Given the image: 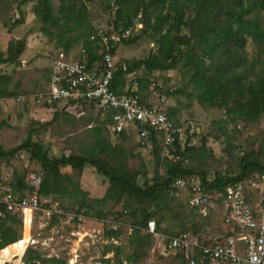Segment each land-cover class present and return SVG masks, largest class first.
Here are the masks:
<instances>
[{
	"label": "rangeland",
	"instance_id": "rangeland-1",
	"mask_svg": "<svg viewBox=\"0 0 264 264\" xmlns=\"http://www.w3.org/2000/svg\"><path fill=\"white\" fill-rule=\"evenodd\" d=\"M21 1H0V53L7 54L11 40L26 41L19 63L0 66L1 73L11 76L8 89L16 93L12 97L0 98V143L6 150L17 147L30 130L39 129L33 138L41 139L51 156L79 153L81 148L90 145L94 127L102 124L96 114L78 116L69 112L59 113L58 118L53 120L57 110L39 103L37 98L46 92L54 59L64 54L67 59L77 60L82 55L90 27L111 35L117 33L113 25L115 10L106 9V0L87 1L89 24L66 33L62 38L65 41H61L60 37L50 36L44 30V21L33 12L35 2ZM54 3L56 7L60 5L58 0ZM136 22L139 26L130 35L136 40L118 45V65L146 59L158 49L150 33H143L145 23L142 15L137 17ZM47 28L54 33L59 31V28L49 25ZM187 31L184 29V32ZM67 41H71L69 49L65 47ZM181 51H188V48L182 46ZM246 54L249 63H257L258 48L249 37ZM183 61L184 57H179L173 69L164 71L142 67L128 74L127 82L136 90L139 89L138 79H146V87L139 91L146 102L165 109L177 124L185 128L194 126L190 145L195 148L188 153L184 165L194 167L200 176L205 172L209 179H213L217 175H239L242 157L251 151H255L256 157L264 164V114L257 121H230L223 108L199 102L196 98L198 89L190 82L193 71L187 73ZM260 68L258 64L256 73ZM252 78H255L254 74ZM104 135L127 151L129 168L146 173L139 178L140 183L145 177L153 179L165 174L163 159L153 151L154 145L141 146L136 131H131L122 139L105 130ZM62 171L70 174L82 189L87 190L91 200L103 197L109 187L107 178L91 165H87L82 174L70 167ZM15 172H26V176L43 174L41 164L26 151L13 157H0V176L10 177ZM247 181L248 191H252L253 196H257L258 187L264 189V174L259 171L251 173ZM165 193L166 197L158 200L129 196L120 203L108 202L104 205L108 211L104 218L87 215L85 208L77 213L81 195L60 199L43 197L44 202H51L59 221L50 228L39 229L36 224L31 228V211L27 209L25 226L21 228L17 225L22 238L0 250V264H26L24 252L32 246L43 257L59 258L67 264H185L175 258L174 251L169 248L170 234L201 227L199 233L202 236H219L226 231L222 224L224 208L218 199L214 200L212 207L207 206L209 216L205 217L204 211L190 204L186 189L165 190ZM132 208H136L138 213L145 208L155 210L154 219L160 221L159 231L146 241L150 246L146 244L143 250L132 244L133 218L129 215ZM116 229L122 231L120 237L107 235L108 231ZM135 247L143 257L138 259L133 255ZM23 253L25 255L21 257Z\"/></svg>",
	"mask_w": 264,
	"mask_h": 264
},
{
	"label": "trees",
	"instance_id": "trees-1",
	"mask_svg": "<svg viewBox=\"0 0 264 264\" xmlns=\"http://www.w3.org/2000/svg\"><path fill=\"white\" fill-rule=\"evenodd\" d=\"M32 1L35 2L33 12L39 20L44 21L46 33L60 37L61 41H65L62 38L66 36V33L79 30L83 25L89 24L87 1L90 0H58L60 3L58 7L54 3L56 0H22L21 2ZM106 9L115 10L113 25L118 33H122V30L127 29L139 15H142L145 23L143 33H150L152 39L158 44L157 51L148 58L118 65L116 62L118 45L121 42L130 44L136 39L128 36L115 43L110 40V45H113L110 51L116 65L113 88L117 93L128 95L138 93L141 100L148 103L139 92L146 87L145 82L148 81L144 78L138 79L139 89L134 90L128 86L127 75L142 67L160 71L173 69L178 58L184 57L183 68L187 73L193 71L190 82L194 83L198 89L196 98L199 102L223 108L230 121L239 119L257 121L264 114V0H106ZM47 25L57 27L59 31L54 33L47 28ZM184 29L188 31L184 32ZM100 31L102 30L95 31L94 27H90L85 36L82 51H86L90 65L102 64L103 55L107 51L106 45L98 34ZM103 32L111 36L110 32ZM248 37L258 48L257 63L248 62L246 54ZM182 46H186L188 51H181ZM65 47L69 49L71 41H67ZM25 49V39L11 40L7 54L0 53V66L19 63ZM258 64L261 68L256 73ZM252 74L255 78L250 79ZM10 80L11 76L0 72V98L12 97L16 94L8 89ZM55 110L57 111L53 120L58 118L59 113L69 112L65 109L55 108ZM81 111L82 113L78 116L96 114L102 124L94 127L90 145L84 149L81 148L79 153L63 154L60 157L51 156L47 145L41 139L33 138L39 129L30 130L25 140L17 147L6 150L0 143V157H13L21 151H26L32 159L41 164L43 174H40L42 176L40 193L43 207H52L51 202H44L43 197L60 199L81 195L77 213H81L85 208L87 215L104 218L108 214V211L104 209L106 203H120L129 196L144 200L165 198V190H178L172 187L174 181L178 179L198 177L205 189L214 193L224 192L228 186L248 180L249 175L256 171L264 174V164L256 157L255 151H251L242 157L241 172L237 176L217 175L209 179L205 172H202L200 176L194 167L184 165L188 153L195 148L194 145H190L192 135L189 134L185 144L181 142L175 144L173 151L178 158L173 160L162 156L163 134L153 132V151L160 159H163L165 174L153 179L145 177L140 183L139 178L146 176V173L129 168L127 151L104 135V130L110 133L109 126L113 123L114 110H100L92 102L85 103ZM46 127L47 125L44 126ZM127 134L123 132L120 139L125 138ZM87 165L95 167L108 180L109 187L101 198L91 200L88 191L82 189L70 174L62 171L70 167L82 174ZM26 177V172H15L10 177L0 176V180L9 181L13 194L18 195L28 189ZM188 193L190 201L191 194ZM158 203L160 205V202ZM2 209L5 210V214L0 216V250L20 240L22 236L18 232L17 225L23 227L22 217L19 214L6 210L4 206ZM136 210L132 208L129 212L133 218L132 244L138 245L143 250L146 246H150V243L147 244L146 241L154 236L147 228L149 221L155 220L156 211L145 208L138 213ZM208 213L204 216L208 217ZM58 221V214H54L47 228ZM222 224L225 225L226 231L217 236L221 239L235 234L239 229L237 225L228 224L224 219ZM156 225L158 232L160 221H156ZM200 230L201 227L198 230H181L170 236L184 232L201 235ZM121 234L120 229L107 232L108 236L114 238L120 237ZM25 254L26 264H67L65 260L59 258L43 257L33 246L29 247ZM173 254L175 258L188 264L184 252L179 251ZM133 255L138 259L144 256L137 251L136 247ZM202 257L200 253H197V264H208L202 262ZM128 258L131 259L132 255Z\"/></svg>",
	"mask_w": 264,
	"mask_h": 264
},
{
	"label": "built area",
	"instance_id": "built-area-1",
	"mask_svg": "<svg viewBox=\"0 0 264 264\" xmlns=\"http://www.w3.org/2000/svg\"><path fill=\"white\" fill-rule=\"evenodd\" d=\"M136 23L111 36L98 32L107 49L102 64L90 65L85 50L77 60L67 59L64 54L54 59L46 92L37 99L51 109H65L77 115L82 113L85 103L92 102L100 110H114L110 125L112 135L120 137L123 132L136 131L139 144L146 148L153 145L152 133L161 132L163 157L176 160L175 144H185L189 134L193 135L194 126L185 128L177 124L165 109L145 103L138 93L119 94L113 88L116 65L110 42L132 35L139 26ZM26 184L28 189L17 195L13 194L9 181L0 180V216L5 214L4 206L6 210L20 214L25 226L26 210L29 209L31 228L36 224L39 229H45L55 214V208L41 205L42 176L29 174ZM172 187L190 192L191 204L200 207L204 214L208 213L207 206L212 207L213 201L218 199L224 208L226 223L235 224L239 229L224 239L192 232L170 236V249L184 252L188 264L198 263L197 253L203 256L202 262L208 264H264V189L258 187L257 196H253V192L248 191V181L242 180L228 186L224 192L213 193L205 189L198 177L178 179ZM156 228V221H149L148 231L155 234Z\"/></svg>",
	"mask_w": 264,
	"mask_h": 264
}]
</instances>
